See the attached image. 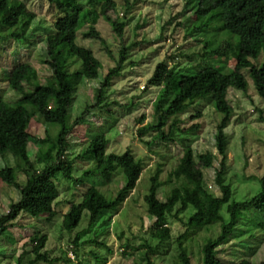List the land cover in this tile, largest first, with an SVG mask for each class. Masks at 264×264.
Wrapping results in <instances>:
<instances>
[{
  "label": "rangeland",
  "instance_id": "374dc122",
  "mask_svg": "<svg viewBox=\"0 0 264 264\" xmlns=\"http://www.w3.org/2000/svg\"><path fill=\"white\" fill-rule=\"evenodd\" d=\"M80 1L83 6L88 5L86 0ZM113 1L115 8L108 14L127 23L122 38L102 16L96 18L94 25L105 44L85 38L83 32L89 24L85 19L79 22L76 43L91 49L102 68L98 79H79L76 84L69 123L73 124L81 116L84 122L75 125L69 135L65 157L74 159L93 135L103 134L108 140L106 154L130 150L141 163L142 172L137 185L116 214H103L88 229L84 213L79 225L67 232L62 228V215L67 212L69 202L80 200L82 191L90 184L98 187L108 198H113L123 184V177L115 173L109 182L102 177L74 182L58 174L55 181L60 196L54 204L58 214L51 222H46L45 216L34 218L20 214L13 222L14 226L0 239V264H29L34 258L30 238L36 233L47 236L44 251L51 258L61 259L55 264H65L66 259L73 264H148L149 261L151 264H183L178 257L182 247L186 249L191 264H202L201 247L208 238L217 236L220 223L191 229L181 238L187 231L186 222L194 209L191 206L180 209L177 205L167 217L166 236H154L150 230L153 219L147 213L144 195L158 164L163 165L160 174L163 185L158 190L160 200H164L171 188L179 184L174 178L169 180L168 174L177 165L186 145L192 146L195 155L205 152L216 154L215 133L223 116L215 111L210 98L205 95L185 112L169 116L150 130L149 126L154 121L153 104L161 89L148 85V81L156 65L164 60L183 74L194 73L198 66L208 64L223 67L228 73L231 85L228 101L233 113L225 129L229 142L225 183L230 185L237 201L260 191L259 179L264 173V101L256 94L246 65L236 69V60L231 56L209 55L203 58L205 41H211V47L216 48L223 40L237 42V36L221 28L216 14L210 12L200 18L194 11L185 13L186 0ZM14 3L19 15L13 24L0 29V37L15 34L28 40L10 38L0 42V94L9 102L16 101L19 95L8 88L5 71L17 62L30 63L41 83L55 84L51 69L43 63L44 37L54 21L47 0H14ZM129 5L131 8L128 10ZM199 27L201 30L196 31ZM122 45L128 47L127 59L120 74L104 90L103 103L98 104L97 89L109 69L117 66ZM54 56L60 63L71 61L66 71L73 80L79 63L73 62L68 47H57ZM175 90L180 101L189 102L185 84L177 85ZM28 109L33 117L30 132L37 138L48 136L55 140L59 126L44 123L33 106L29 105ZM175 122L178 123L177 129L181 130H176L174 140L168 143L160 140ZM194 126L197 128L182 132ZM48 146L49 143H45L42 149L46 150ZM40 149V145L29 142L26 150L31 161L36 162ZM17 161L13 156H8L7 160L0 156V169L6 163L15 166ZM102 161L100 156L94 162L76 160L74 177H81L85 170H97ZM40 166L43 164H38V169ZM217 168L218 161L204 171L205 187L215 196L220 195L215 184ZM26 177L22 170H17L19 182ZM19 199V190L0 180V218L7 215L11 204ZM222 212L225 213V206ZM77 232H82V235L75 246L72 241ZM219 258L222 264H259L264 261V214L256 210L245 211L234 233L220 247Z\"/></svg>",
  "mask_w": 264,
  "mask_h": 264
},
{
  "label": "trees",
  "instance_id": "16d2710c",
  "mask_svg": "<svg viewBox=\"0 0 264 264\" xmlns=\"http://www.w3.org/2000/svg\"><path fill=\"white\" fill-rule=\"evenodd\" d=\"M47 2L54 14V21L44 37L43 63L51 69L55 84L41 83L30 63L17 62L5 73L8 88L19 95V98L9 102L0 94V156L5 160L8 156L18 160L15 166L6 163L0 169V180L14 186L20 192V199L11 204L7 215L0 218V239L5 237V233L9 232L14 226L13 222L22 213L34 218L45 216L46 222H51L55 218L58 212L54 204L60 196L55 181L58 174L74 182H82L93 177H102L109 182L115 173H120L123 177V184L113 198H108L98 187L90 184L82 191L80 200L69 202L67 212L62 215V228L71 232L79 225L84 213L88 219V229L94 226L103 214H116L135 189L142 172L141 163L130 150L121 154H106L108 140L103 134L98 133L92 136L74 159H66L68 137L75 125L84 122L81 116L73 124L69 123L76 84L79 79H98L102 68L101 62L91 49L76 43L79 22L85 19L89 24L87 30L83 32L85 38H93L104 44L105 39L94 25L98 16H102L111 25L119 38L123 37L127 23L108 14L109 10L115 8L113 0H86L87 6H83L80 0ZM130 8L129 5L128 10ZM188 11H194L195 16L200 18L210 12L216 14L221 22V28L237 36V42L223 40L216 48L211 47V41H205L203 58L209 55L223 58L231 56L236 60V69L240 70L246 65L256 94L264 101V0H186L185 13ZM18 15L19 10L14 0H0V29L13 24ZM195 30L200 31L201 27ZM10 38L28 40L14 34L0 37V42ZM60 46L68 47L73 62L79 63L73 80L66 71L68 62L71 61L65 60L60 63L54 56L55 49ZM127 56L128 47L122 45L117 66L109 69L100 88L97 89L98 104L103 103L104 90L110 85L111 80L120 74ZM180 84H185L189 92L188 103H183L176 96L175 87ZM148 85L161 89L157 101L153 104L154 121L149 126L150 130L169 116L185 112L192 103L205 95L210 98L215 111L223 116L215 133L217 153L205 152L195 155L192 146L186 145L177 165L168 174L169 180L174 178L179 184L171 188L164 200H160L158 190L163 185L160 180L163 165L158 164L150 178L148 192L144 195L147 213L153 219L150 230L154 236L160 238L166 236L167 217L173 213L177 205H180V209L187 206L194 209L186 222L187 231L181 238H184L191 229L208 228L220 223V232L206 240L201 247V253L202 264H222L219 258L220 247L234 233L243 213L256 210L264 214V173L259 179L260 191L245 200H235L230 185L225 183L229 143L225 129L233 113V107L228 101L231 88L228 73L223 67L208 64L198 66L194 73L183 74L177 71L175 66L170 67L164 60L156 65ZM29 105L40 113L44 123L59 126L55 140L48 136L37 138L30 132L33 117L28 109ZM177 128L178 123H173L169 133L161 136L160 140L167 143L173 141L176 130H181ZM196 128L194 126L182 132L187 133ZM31 141L41 147L36 162L31 161L26 150ZM45 143H49L46 150L42 149ZM99 156L103 161L97 170H85L81 177H74L76 160L94 162ZM216 161L218 168L215 171V184L220 189L218 196L206 189L204 174V171L212 168ZM38 164L43 166L38 169ZM17 170H22L26 174L24 181L17 180ZM224 206L225 213L222 212ZM81 235L82 232L76 233L73 245L77 246ZM30 239L33 243L31 252L34 258L29 264L39 262L55 264L61 260L51 258L44 251L47 242L45 234L36 233ZM178 257L183 264H191L184 247L181 248ZM65 262L73 264L69 259ZM148 264H151L150 261ZM259 264H264V261Z\"/></svg>",
  "mask_w": 264,
  "mask_h": 264
}]
</instances>
